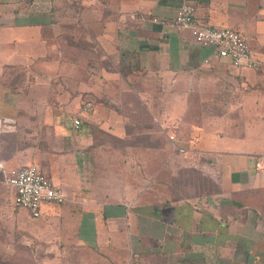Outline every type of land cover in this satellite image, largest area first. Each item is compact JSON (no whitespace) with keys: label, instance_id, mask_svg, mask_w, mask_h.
<instances>
[{"label":"crops","instance_id":"crops-1","mask_svg":"<svg viewBox=\"0 0 264 264\" xmlns=\"http://www.w3.org/2000/svg\"><path fill=\"white\" fill-rule=\"evenodd\" d=\"M183 4L258 67L206 63L214 48L172 24ZM0 117L7 170L39 166L76 209L77 260L264 264V0H0ZM16 198L0 174L1 217Z\"/></svg>","mask_w":264,"mask_h":264},{"label":"built area","instance_id":"built-area-1","mask_svg":"<svg viewBox=\"0 0 264 264\" xmlns=\"http://www.w3.org/2000/svg\"><path fill=\"white\" fill-rule=\"evenodd\" d=\"M173 26L177 30H189L196 43L214 48L213 58L207 60H226L237 68H257L259 63L254 58L247 38L233 28H215L198 21L195 10L189 4H183L177 11ZM82 111L91 114L94 101L84 102ZM78 129L82 126L80 119H74ZM14 121L0 117V143L4 132L13 129ZM175 140V136H171ZM184 152V149H180ZM259 167V164H258ZM0 174L4 175L5 183L16 191L17 205L28 210L32 218H40L45 204L61 205L66 202V194L62 186L55 184L49 175L36 165L23 166L7 170L5 161L0 154Z\"/></svg>","mask_w":264,"mask_h":264},{"label":"rangeland","instance_id":"rangeland-1","mask_svg":"<svg viewBox=\"0 0 264 264\" xmlns=\"http://www.w3.org/2000/svg\"><path fill=\"white\" fill-rule=\"evenodd\" d=\"M197 172L190 174L194 182L203 185L210 180ZM7 196L10 197L9 193ZM11 196L14 199L13 192ZM11 207L13 217H1V214L9 213V209L0 204V264H92L91 261L89 263L82 261L86 259L87 249L77 246L73 237L65 238L66 233L62 232L61 225L65 222L63 218L70 219L73 216L72 213L76 211L67 200L53 207L58 222L50 224L49 227H46L47 223L41 217L38 219L28 216L25 221L20 217V207L15 205V202L11 204ZM79 255L83 258L82 260L79 258L77 260Z\"/></svg>","mask_w":264,"mask_h":264}]
</instances>
